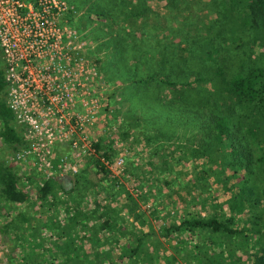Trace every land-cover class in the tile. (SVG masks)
I'll return each instance as SVG.
<instances>
[{
    "label": "trees",
    "instance_id": "16d2710c",
    "mask_svg": "<svg viewBox=\"0 0 264 264\" xmlns=\"http://www.w3.org/2000/svg\"><path fill=\"white\" fill-rule=\"evenodd\" d=\"M150 1L83 0L80 5L88 2L96 16L117 22L112 45L140 73L138 84L146 89L151 83L156 87L152 94L141 92L139 98L145 94L144 101L164 108L168 117L173 110L177 111L185 115L186 124L197 127L193 143L197 148L190 154L195 158L205 156L208 161L194 178L204 180L209 172L216 175L227 192L236 188L237 192L220 204H227L230 214L221 212L202 217L189 212L179 220L167 222V217H161L162 207L157 202V197L162 196L161 187H156L155 193L149 189L139 198L140 202L149 201L153 205L150 218L124 187L111 188L112 191L106 187L104 190L113 198L127 193L126 201L120 206L110 200L103 206L96 202L86 211L78 207L72 216H67L65 227L53 226L56 233L59 231L58 237L65 238L55 243L54 252L42 248L44 241L37 239L41 229L35 219L33 233L37 238L18 235L25 241L20 252L21 244H16L18 236L11 241V259L18 262L15 264H43L38 248L53 253L52 264H172L176 256L165 253L162 238L186 240L190 237L195 241L197 252L191 257L190 247L186 261H192L199 254L201 264H245L248 258L251 264H264V0H208L213 5L219 2L215 19L197 29L193 36L189 31L180 32L185 36L179 42L185 43L180 54L172 40L155 39L152 23L155 11L149 7ZM160 1L174 14L188 0ZM123 64L127 66L126 62ZM165 86L168 95H163ZM6 93L4 65L0 64V137L15 152L23 141L13 126ZM178 117L167 120L169 125L177 123ZM157 119L164 125L162 116ZM130 134L124 129L123 137ZM150 140L157 139L147 136V141ZM159 149L152 151L158 158L162 156L154 164L167 166V154L161 155ZM255 151H260L257 160L253 159ZM133 165L127 166L130 173H134ZM18 167L19 164L0 153V198L5 204H25L31 198L26 182H33L32 178L27 171L21 175ZM101 170L94 169L95 175ZM229 180H232L230 185ZM94 181L98 178L90 182L87 176L77 175L65 187L58 180L44 179L39 199L54 193L58 187L67 194L84 191ZM0 214L7 218V210L1 205ZM27 216L24 214L23 218L34 219ZM128 217L132 218L130 223H127ZM151 217L158 221V228L150 222ZM12 222L3 224L5 233L12 232ZM77 226H81V231L88 229V235L72 236L70 233L75 234ZM82 239L89 242L87 247L78 246V240ZM181 251L175 249L177 253Z\"/></svg>",
    "mask_w": 264,
    "mask_h": 264
},
{
    "label": "rangeland",
    "instance_id": "374dc122",
    "mask_svg": "<svg viewBox=\"0 0 264 264\" xmlns=\"http://www.w3.org/2000/svg\"><path fill=\"white\" fill-rule=\"evenodd\" d=\"M207 1L188 0L173 14L172 10H167L164 7V2L151 0L149 7L155 11L152 22L155 26L153 35H157L155 39L160 38L165 41L167 37L177 44L175 49L180 54V48L185 47V43H179L185 38L180 32L189 31L193 36L197 29L209 25L215 19L219 2L213 5L212 2ZM63 2L68 7H72L69 22L72 23V28L76 33L77 42L82 45L80 54L85 58L87 65L96 71L90 78V87L95 89L97 98L94 122L88 131L90 150L87 156L81 157L74 155L68 146L60 149L59 153H69L68 161L75 169H58L49 174L39 168L34 158H26L23 161L12 160L14 151L0 138V153L3 157L19 164V173L22 175L27 171V175L31 176L33 181L26 182L31 189V198L27 203L9 205L0 198V205L7 210L6 219L4 215L0 214V264L18 263L16 259H11L13 248L11 241L18 235L34 238L36 236L33 233L35 219H38L36 221L41 229L40 238L37 236L36 238L44 241L42 248H49L54 252L55 243L65 241L64 237L63 239L58 237L59 231L56 233L55 227H65L68 222L67 216H72L78 207L82 211H86L92 209L96 202L103 206L109 200L113 205L120 206L126 201L127 193L138 201L140 209L150 218L153 205L149 201L140 202L139 198L149 189L155 193L156 187H161L162 196L157 197V202L159 207H162L160 215L167 217L168 219L165 220L167 222L179 220L183 214L189 212L197 213L202 217L217 215L221 212L229 215L227 204L223 206L220 204L235 194L237 189L233 188L231 193L227 192L221 182L216 179V175L209 172L204 180L196 181L194 176L202 171L201 166L208 161L205 156L195 158L190 154L197 148V145L193 144L195 135H197V127L194 128L190 123L186 124L185 115L181 116L177 111L173 110L170 114L171 117H168L169 114L163 110L164 108L144 101L145 94H143V98H139L141 92L147 91L152 94L156 87L151 83L147 85L146 89L143 84H138V80L141 79L140 73L132 68V64L124 55L120 57V51L112 45V43L114 44L113 36H115L117 22L112 23L101 16H96L91 5H87L88 2L80 5L83 0H63ZM206 3L209 4L206 5ZM234 13L237 12L234 11ZM161 28L165 29L161 30ZM170 28L173 30L171 31ZM177 32L179 33L177 34ZM183 55H186V52ZM123 62H126L127 66ZM0 64L4 65L1 48ZM164 88L163 95H168L167 86ZM161 116L164 118V125L157 119ZM172 116L179 117L177 123L171 126L167 120ZM192 123H196V120ZM13 126L21 134V129L16 125ZM124 129L131 133L128 137H123ZM147 136L157 140L148 142ZM157 147H161L159 149L161 155L167 154V166L154 164L157 159L162 158V156L158 158L157 155L152 154L153 149ZM259 155L260 151H255L253 159L257 160ZM178 158L179 160L176 161ZM61 161L62 155L58 154L54 162L60 167ZM133 163L134 173H130L127 166ZM99 167L102 170L95 175L94 169L99 170ZM207 168L209 169V165ZM77 175L79 177L87 176L90 182L93 178H98V181H94L95 183L89 189L84 191L80 189L74 194H67L58 187L54 193H48L39 199V188L44 179L58 180L66 187L70 185L71 181H74ZM231 183L232 180H229L228 185ZM121 186L127 193L122 192L114 198L104 190L107 187V190L112 191L111 188L118 189ZM77 193H80V196H75ZM65 209H68V213ZM24 214L34 216V219L25 220ZM127 219V223L132 221L131 217ZM7 221H13L10 227L12 232L5 233L2 226ZM150 222L155 228H158L157 220L151 217ZM75 229V234L72 231L70 233L72 236L88 235V229L81 231V226H77ZM17 239L16 244H21L18 249L20 252V248H23L22 245L25 246V241L19 236ZM184 239L186 240L162 238L165 253H172L176 256V261L172 264H201L199 254L192 261L190 259L186 261L190 255V247L193 251L191 257L197 250L194 247V239L191 237ZM78 244V246L87 247L89 242L82 239L78 240ZM176 248L182 251L177 253L175 252ZM251 251H253L252 247H250ZM37 252L42 253L41 263L52 264L51 261H54L53 253L50 251L38 248ZM245 264H251L249 258Z\"/></svg>",
    "mask_w": 264,
    "mask_h": 264
},
{
    "label": "built area",
    "instance_id": "2783aa9c",
    "mask_svg": "<svg viewBox=\"0 0 264 264\" xmlns=\"http://www.w3.org/2000/svg\"><path fill=\"white\" fill-rule=\"evenodd\" d=\"M71 14L63 0H0L6 105L23 141L12 160L34 158L49 174L75 169L69 153L58 152L64 147L88 155L95 117L90 78L96 71L80 54ZM58 154L60 167L54 162Z\"/></svg>",
    "mask_w": 264,
    "mask_h": 264
}]
</instances>
